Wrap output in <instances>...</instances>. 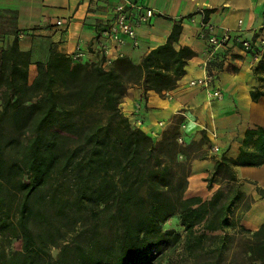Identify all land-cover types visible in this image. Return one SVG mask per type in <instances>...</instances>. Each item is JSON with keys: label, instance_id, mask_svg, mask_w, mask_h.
Returning <instances> with one entry per match:
<instances>
[{"label": "trees", "instance_id": "16d2710c", "mask_svg": "<svg viewBox=\"0 0 264 264\" xmlns=\"http://www.w3.org/2000/svg\"><path fill=\"white\" fill-rule=\"evenodd\" d=\"M181 30L173 23L139 62L123 56L106 67L73 62L51 46L31 75V54L16 39L0 51V232L10 225L7 208L18 205L21 239L0 264H264V222L253 230L241 224L254 200L240 190L236 171L264 165V126L244 131L236 157L215 160L202 180L207 190L217 179L225 189L203 199L185 193L191 161L207 158L204 140L181 144L176 126L153 139L121 112L129 88L162 98L175 88L194 55L177 47ZM254 72L264 73V53ZM53 175L72 200L55 189L42 194ZM255 191L264 199V187ZM47 208L73 232L56 259L49 247L63 234ZM173 217L181 232L161 227Z\"/></svg>", "mask_w": 264, "mask_h": 264}, {"label": "crops", "instance_id": "0c3cea01", "mask_svg": "<svg viewBox=\"0 0 264 264\" xmlns=\"http://www.w3.org/2000/svg\"><path fill=\"white\" fill-rule=\"evenodd\" d=\"M133 4L152 9L154 15L148 25L137 29V48L129 42L119 48L124 56L139 62L166 41L175 22L182 28L177 47H189L194 55L184 67L185 74L169 91L170 99L152 91L144 94L141 88L133 87L128 89L120 109L133 127L153 139L176 126L182 143L203 139L201 148L216 146L217 154L208 152L206 159L191 161L186 192L188 196L196 195L190 191L191 179L210 170L221 154L236 157L244 131L264 126V96L257 100L250 96L251 92L264 93V81L259 80L264 73L255 74L256 64L252 66L250 56L236 46L221 55L219 64L211 66L214 87L223 92L220 99H208L201 88L188 86L190 80L202 75L206 41L200 33L211 25L218 33L228 28L233 36L255 39V31L264 24V0H0V51L16 39L19 48L31 54L33 75L34 63L44 61L51 46L66 55L76 45L90 50L98 33L115 17L116 9L129 11ZM58 20L65 22L66 29L56 26ZM97 60L91 50L81 59ZM236 171L264 183V165L237 167ZM245 191L253 193L250 188ZM258 206L264 207V201L254 203L249 213ZM262 219L249 225L256 229L264 222Z\"/></svg>", "mask_w": 264, "mask_h": 264}, {"label": "built area", "instance_id": "2783aa9c", "mask_svg": "<svg viewBox=\"0 0 264 264\" xmlns=\"http://www.w3.org/2000/svg\"><path fill=\"white\" fill-rule=\"evenodd\" d=\"M154 12L150 8H144L141 5H131L129 11H125L122 7H118L115 11V17L98 33L94 42L91 44V52L97 56V61L103 67L108 66L115 58L123 57V53L119 50L126 42L132 47L137 48L139 39L137 37V29L148 25L152 19ZM238 23H241L239 20ZM56 26L66 29L65 22L58 20ZM255 39L242 38L240 35H231L228 28H222L220 33L214 31V27L207 25L200 33L206 41L205 56L201 64L202 75L188 82L190 87L201 88L208 99H220L223 96L221 89L214 87L215 74L211 70L213 62L221 60L222 54L230 50L233 45L236 46L241 53L250 56V64H257L264 53V24L255 31ZM90 50H84L76 45L70 58L73 62L81 61L82 58ZM114 51V52H111ZM91 63V62H89ZM164 97L171 98L170 92L164 93ZM177 141L182 143L178 136ZM217 150L216 146H213Z\"/></svg>", "mask_w": 264, "mask_h": 264}, {"label": "rangeland", "instance_id": "374dc122", "mask_svg": "<svg viewBox=\"0 0 264 264\" xmlns=\"http://www.w3.org/2000/svg\"><path fill=\"white\" fill-rule=\"evenodd\" d=\"M33 72H35V69H33ZM181 144H184V143H181ZM201 150H202V152H204L206 154L208 152H212V153L216 152V154L218 153V151H215L212 147H210L208 145L206 147L201 148ZM206 173H207V171L205 172V174H203L201 176L198 175L197 177H193V180H194L193 186H191V182H190V187H191L190 191L193 192L192 194L199 195L202 198H207V197L209 198L210 195L212 194V192L218 188L219 189H225L224 183L217 179L216 182L212 184L211 189L207 190L205 188V183L202 180L206 176ZM254 176H256V175H254ZM237 177L239 178V180L241 182V185L239 186L240 190L243 191L244 193H246L247 195H249L250 197H252L254 200L251 203L250 209L254 203H258L259 201H264V199H261L255 191L256 185L260 186V187H264V183L258 182L257 180H255L253 178L250 179V178L242 177L241 175H238V174H237ZM115 178L117 180H119V176H115ZM189 179L190 178H188V182H189ZM247 188H250V190H252L253 193H247L245 191ZM53 189L56 190L55 193H57L58 196L65 198V199H68V200H72V195L70 194L69 190L67 189L65 183L62 181V179L60 177L57 178L54 175L49 178L48 184L42 190V194L44 195V194L48 193V191L51 192ZM185 196H188L187 192L185 193ZM17 207H18V205L17 206L12 205L11 207L7 208L8 212H9L10 225L6 230L0 232V253L3 254L0 257V260H6L9 256L10 252L19 251L21 249V239L19 237V229L15 226V221H16L17 214H18ZM250 209L243 214L242 219H241V224L244 225L248 229H252V227L254 226V225H249L250 222L248 221V217L253 211L252 210L251 213H249ZM238 210H239V207H238ZM238 210H236V212ZM46 213L52 215L50 217L51 223L55 227L58 226L60 233L63 234L62 238H57L55 244L53 246L49 247L50 254H51L52 258L56 259L60 245L63 244V242H69L70 236H71V234H73V232L69 233L67 231V228L64 226V221L59 220V218L53 214V211L51 208H47ZM245 218H246L247 223L245 221ZM262 220H264V219H262ZM250 224H254V223H250ZM161 227L163 229L175 228L179 232L182 231V228L179 226L178 219L174 218V217L171 218L166 223H164ZM40 228H41L40 226L36 225L33 227V230L35 232H40V230L42 229V228L41 229ZM97 230L98 231L100 230V232L104 231L105 234H107V236L109 235L108 229L105 228L104 226H102L100 223L98 224ZM89 233H90V231H88V230L84 231L81 234L82 239H80V240L83 241V238L87 237L89 235ZM163 264H172V263L170 260L165 259Z\"/></svg>", "mask_w": 264, "mask_h": 264}, {"label": "bare ground", "instance_id": "6f19581e", "mask_svg": "<svg viewBox=\"0 0 264 264\" xmlns=\"http://www.w3.org/2000/svg\"><path fill=\"white\" fill-rule=\"evenodd\" d=\"M194 180L191 179V186H193ZM251 213V212H250ZM264 218V207H256L248 217L250 223H256L258 220Z\"/></svg>", "mask_w": 264, "mask_h": 264}]
</instances>
